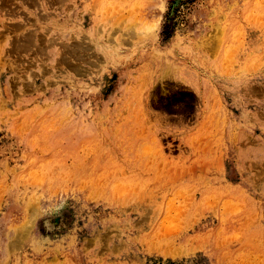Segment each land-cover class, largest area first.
<instances>
[{"label": "rangeland", "instance_id": "374dc122", "mask_svg": "<svg viewBox=\"0 0 264 264\" xmlns=\"http://www.w3.org/2000/svg\"><path fill=\"white\" fill-rule=\"evenodd\" d=\"M0 264H264V0H0Z\"/></svg>", "mask_w": 264, "mask_h": 264}]
</instances>
